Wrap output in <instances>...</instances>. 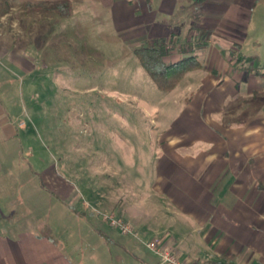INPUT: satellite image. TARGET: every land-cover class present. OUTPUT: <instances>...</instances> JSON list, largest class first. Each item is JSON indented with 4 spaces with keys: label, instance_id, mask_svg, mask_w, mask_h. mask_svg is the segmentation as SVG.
<instances>
[{
    "label": "crops",
    "instance_id": "crops-1",
    "mask_svg": "<svg viewBox=\"0 0 264 264\" xmlns=\"http://www.w3.org/2000/svg\"><path fill=\"white\" fill-rule=\"evenodd\" d=\"M68 1L72 12L61 18L72 17L90 0ZM95 1L111 10L115 30L137 32L132 37L143 40L139 45L166 40L190 20L192 28L209 32L203 49L209 51L207 64L200 61L202 68L189 72L192 78L178 92L188 74L169 92L177 106L188 94L183 105L192 106V138H157L156 151L166 161L151 183L129 177L123 189L110 184L124 191V197H99L103 202L94 207L97 215H86L78 200L75 205L69 201L74 190L67 182L50 187L60 199H49L45 206L47 232L23 228L24 222L10 215L18 205H34L37 186H25L22 202L11 198L16 184L9 180L22 157L26 124L18 99L25 67L21 53L7 54L0 39V264H81L86 258L99 264H160L146 246L152 239L171 246L186 262L264 264V80L235 67L231 53L238 46L264 64L259 52L264 46V0ZM173 56L172 62L180 59L174 51L167 60ZM75 188L84 195L82 185ZM140 191L146 194L140 196ZM105 213L124 218L135 233H122Z\"/></svg>",
    "mask_w": 264,
    "mask_h": 264
},
{
    "label": "rangeland",
    "instance_id": "rangeland-1",
    "mask_svg": "<svg viewBox=\"0 0 264 264\" xmlns=\"http://www.w3.org/2000/svg\"><path fill=\"white\" fill-rule=\"evenodd\" d=\"M67 1L0 0L2 48L11 56L20 52L25 67L18 105L26 127L21 131L22 157L9 180L16 184L11 198L23 202L25 186H37L34 205H18L10 216L43 234L45 206L49 199H60L50 187L67 182L74 190L69 201L75 205L78 200L86 215H97L94 207L104 196L124 197V191L110 184L123 189L129 177L151 183L166 161L156 151L157 138H192V106L183 105L188 94L177 106L170 93L156 87L133 53L143 41L132 37L137 32L115 30L111 10L94 0L72 17L61 18L54 9ZM197 30L190 20L174 33L184 42ZM238 49H231L232 56L238 57ZM208 52H199L205 64ZM259 52L264 54V46ZM191 78L188 74L176 92ZM78 184L84 195L74 189ZM99 263L86 258L81 264Z\"/></svg>",
    "mask_w": 264,
    "mask_h": 264
},
{
    "label": "trees",
    "instance_id": "trees-1",
    "mask_svg": "<svg viewBox=\"0 0 264 264\" xmlns=\"http://www.w3.org/2000/svg\"><path fill=\"white\" fill-rule=\"evenodd\" d=\"M195 1L202 4L205 0ZM63 4L57 5L54 11L59 16H69L72 12L71 3L67 1ZM205 32V30H198L193 34L192 39L184 42H179L175 35L166 40H148L134 48L133 53L156 87L160 91L169 93L189 72L202 68L198 53L208 45L209 38L204 36ZM174 51L180 59L175 62L167 60ZM234 60L235 67L240 65L241 69L253 72L264 80V64L260 63L257 56H246L239 52Z\"/></svg>",
    "mask_w": 264,
    "mask_h": 264
},
{
    "label": "built area",
    "instance_id": "built-area-1",
    "mask_svg": "<svg viewBox=\"0 0 264 264\" xmlns=\"http://www.w3.org/2000/svg\"><path fill=\"white\" fill-rule=\"evenodd\" d=\"M104 217L106 220H109L112 226L119 228L122 233L129 235L135 233L133 227L123 219L107 215ZM146 246L159 257L160 264H195L181 259L171 246L164 244L160 239L150 240L147 242Z\"/></svg>",
    "mask_w": 264,
    "mask_h": 264
}]
</instances>
